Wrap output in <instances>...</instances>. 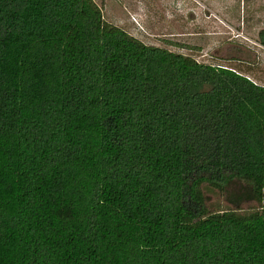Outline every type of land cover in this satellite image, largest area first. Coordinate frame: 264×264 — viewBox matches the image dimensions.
I'll return each instance as SVG.
<instances>
[{"label": "trees", "instance_id": "obj_1", "mask_svg": "<svg viewBox=\"0 0 264 264\" xmlns=\"http://www.w3.org/2000/svg\"><path fill=\"white\" fill-rule=\"evenodd\" d=\"M0 264H264V86L0 0Z\"/></svg>", "mask_w": 264, "mask_h": 264}, {"label": "rangeland", "instance_id": "obj_2", "mask_svg": "<svg viewBox=\"0 0 264 264\" xmlns=\"http://www.w3.org/2000/svg\"><path fill=\"white\" fill-rule=\"evenodd\" d=\"M105 22L147 45L224 66L264 86V0H92ZM210 210L231 208L206 192ZM255 204L243 203L241 210Z\"/></svg>", "mask_w": 264, "mask_h": 264}]
</instances>
